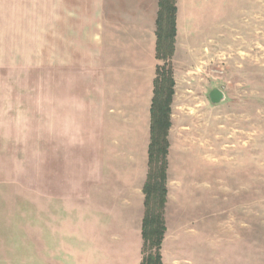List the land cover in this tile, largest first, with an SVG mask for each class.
I'll return each mask as SVG.
<instances>
[{
  "label": "rangeland",
  "instance_id": "obj_1",
  "mask_svg": "<svg viewBox=\"0 0 264 264\" xmlns=\"http://www.w3.org/2000/svg\"><path fill=\"white\" fill-rule=\"evenodd\" d=\"M24 7V96L19 106L11 96L14 112L0 113V264H92L84 221L76 219L74 233L49 224L38 231L39 152L53 138L54 0ZM204 24L210 45L193 69L198 81L182 77L187 86L174 89L171 103V134L183 151L172 154L180 185L171 193L170 127L161 264L163 254L168 264H264V0H221ZM212 90L223 93L219 104ZM156 252L147 242L142 256Z\"/></svg>",
  "mask_w": 264,
  "mask_h": 264
},
{
  "label": "crops",
  "instance_id": "obj_2",
  "mask_svg": "<svg viewBox=\"0 0 264 264\" xmlns=\"http://www.w3.org/2000/svg\"><path fill=\"white\" fill-rule=\"evenodd\" d=\"M25 1L0 0L4 114L14 112L11 96L17 106L24 96V64L29 63ZM220 7L221 0H176L175 90L198 81L193 69L204 62L210 45L205 16L215 19ZM158 11V0H54L53 138L44 147L41 141L39 152L38 231L49 224L54 232L74 233L76 219L84 221L92 264L142 263ZM172 108L171 193L180 185L171 178L172 154L183 151L171 134Z\"/></svg>",
  "mask_w": 264,
  "mask_h": 264
},
{
  "label": "trees",
  "instance_id": "obj_3",
  "mask_svg": "<svg viewBox=\"0 0 264 264\" xmlns=\"http://www.w3.org/2000/svg\"><path fill=\"white\" fill-rule=\"evenodd\" d=\"M156 21V59L171 60L176 36V0H158ZM168 62V61H167ZM157 67L150 115L148 174L143 187L145 213L142 221L143 246L147 242L156 254L143 257L141 264H161L160 248L166 232L164 207L166 202L167 135L171 127V103L174 95L172 67Z\"/></svg>",
  "mask_w": 264,
  "mask_h": 264
},
{
  "label": "water",
  "instance_id": "obj_4",
  "mask_svg": "<svg viewBox=\"0 0 264 264\" xmlns=\"http://www.w3.org/2000/svg\"><path fill=\"white\" fill-rule=\"evenodd\" d=\"M208 97L213 104H219L224 98L223 93L219 90L210 91Z\"/></svg>",
  "mask_w": 264,
  "mask_h": 264
}]
</instances>
